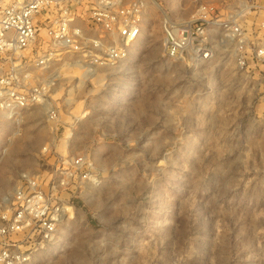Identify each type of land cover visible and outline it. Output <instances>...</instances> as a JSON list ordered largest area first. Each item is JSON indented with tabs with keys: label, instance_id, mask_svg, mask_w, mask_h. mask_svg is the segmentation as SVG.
<instances>
[{
	"label": "rangeland",
	"instance_id": "obj_1",
	"mask_svg": "<svg viewBox=\"0 0 264 264\" xmlns=\"http://www.w3.org/2000/svg\"><path fill=\"white\" fill-rule=\"evenodd\" d=\"M153 1L123 65H54L46 116L0 118V212L22 176L56 184L67 208L60 243L32 264H264V74L222 54L169 59L161 26L200 8L223 20L240 3L260 24L264 0ZM79 157L95 184L59 186Z\"/></svg>",
	"mask_w": 264,
	"mask_h": 264
},
{
	"label": "built area",
	"instance_id": "obj_2",
	"mask_svg": "<svg viewBox=\"0 0 264 264\" xmlns=\"http://www.w3.org/2000/svg\"><path fill=\"white\" fill-rule=\"evenodd\" d=\"M157 6L153 0H0V66L1 61L7 65L0 73V116L11 121L34 107L46 116L54 65L72 63L83 74L123 65L130 47L143 35L146 12ZM252 8L257 7L240 3L232 15L216 21L207 8L189 20L165 17L164 55L190 66L228 55L238 71L264 74V21L245 20ZM32 72L43 76L25 88L24 80L34 83ZM70 162L59 174V186L80 180L95 184L90 163L81 157ZM55 185L49 189V183L21 177L9 205L0 212V264H32L36 253L58 246L67 208Z\"/></svg>",
	"mask_w": 264,
	"mask_h": 264
},
{
	"label": "bare ground",
	"instance_id": "obj_3",
	"mask_svg": "<svg viewBox=\"0 0 264 264\" xmlns=\"http://www.w3.org/2000/svg\"><path fill=\"white\" fill-rule=\"evenodd\" d=\"M2 116H4V115H2ZM2 116H0V117H2ZM6 117V116H5ZM6 118H8V117H6Z\"/></svg>",
	"mask_w": 264,
	"mask_h": 264
}]
</instances>
